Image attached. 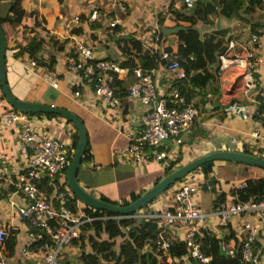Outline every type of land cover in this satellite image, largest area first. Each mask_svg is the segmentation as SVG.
Listing matches in <instances>:
<instances>
[{
	"label": "crops",
	"instance_id": "1",
	"mask_svg": "<svg viewBox=\"0 0 264 264\" xmlns=\"http://www.w3.org/2000/svg\"><path fill=\"white\" fill-rule=\"evenodd\" d=\"M117 4H122L123 8H117ZM182 4V0H0V16L6 14L11 7V15L19 19L15 25L5 22L8 31L6 45L10 46L16 40L24 42L32 35L41 40L36 52L39 58L37 62L28 53L16 57L9 54L6 57L4 70L9 90L20 99L46 101L54 106L65 107L82 119L87 141L76 169V178L94 196L122 204L160 178L167 162L177 159L176 164H182L211 150L229 147L230 138L237 140L232 149H247L264 156V106L260 103L264 91L262 6H250L247 11L241 9L238 15L228 17L213 12L208 15L209 22H199V37L201 33H212L215 40L224 44V54L228 57H243L250 52L252 66L243 72L233 63L219 68L216 59L209 64L208 69L215 73L216 80L205 84L203 90L198 87L199 81L195 77H188L182 82L190 92L189 101L197 109V115L181 144H174L170 140L162 141L166 154L159 161L152 159L149 150L148 157L140 162H133L123 151L129 142L128 134L140 130L141 116L147 108L140 100L127 94V87L134 79L131 72L122 71L113 78L117 81V102L110 105L93 94L91 84L80 73L66 68L68 57L72 53L69 38L72 32L75 38L92 47L96 57L144 68L139 63L144 56L143 52L160 53L168 45L175 50L177 31L165 34L161 32L160 26H174L175 20H180V16L175 14L187 12ZM91 8L100 10L103 17L94 21L85 20ZM73 16H77V22L72 20ZM112 17L118 18L113 32L107 25ZM159 20L162 21L161 24L158 23ZM116 30L136 39L140 50L135 52L134 47L130 48V42L121 41L128 38H117L119 35L115 34ZM122 46L126 51L122 50ZM51 58L53 65L49 68L47 63ZM160 61L163 62L161 59ZM157 65L158 62L149 67L153 68L152 82L157 93L166 96L167 89L175 87L172 85L174 79L169 78ZM47 73L55 76L56 87L44 80L43 76ZM211 84L215 86L217 93H211ZM74 89L79 92L76 97L72 95ZM4 103L5 100L0 99V117L3 109H6ZM34 122L40 132L65 140L73 151L75 145L72 146V133L75 127L65 117L34 114ZM254 129L257 136L251 134ZM16 140V130L0 124V195L2 189L6 193V196L0 198V225L6 227L12 245L7 254L2 251L3 247L0 248V254L11 264H23L27 259L23 246L27 242L28 231H33V227L19 213V208L26 203L25 195L8 182L16 174L26 171L24 157ZM250 172L253 175L264 174V168L256 167ZM210 173L214 175L213 168ZM214 178L211 190H207L203 183L201 190L208 191L212 198L218 191L227 194L230 186L226 190L221 184L220 188H216L220 181L215 175ZM171 187L162 190L137 211L154 212L172 208L174 201ZM78 201H73L74 210L75 205L82 206ZM83 209L92 215L91 210ZM113 216L114 214H102L95 217L104 219ZM142 218L135 217L136 220ZM152 222L155 228L161 224L160 219ZM127 228L128 225L120 227V232L112 238L114 249L126 236ZM90 237L103 239L107 238V234L104 230L95 234L91 225L80 227L78 236L63 245L60 264H84L83 254L91 251ZM147 241L143 242L140 251L150 247ZM32 246L31 244L28 248ZM183 262L195 264L187 260ZM259 264H264V260L260 259Z\"/></svg>",
	"mask_w": 264,
	"mask_h": 264
},
{
	"label": "built area",
	"instance_id": "2",
	"mask_svg": "<svg viewBox=\"0 0 264 264\" xmlns=\"http://www.w3.org/2000/svg\"><path fill=\"white\" fill-rule=\"evenodd\" d=\"M194 1L182 0L184 9L189 10ZM262 4L264 9V0ZM117 6L123 8L122 4ZM103 15L100 10L91 8L85 20H99ZM72 20L77 22V16H73ZM117 24V17H112L107 22L111 32ZM115 34L122 35V31L116 30ZM69 38L72 42V53L68 57L66 68L80 73L89 81L93 94L100 101L110 105L115 104L117 97L111 86L113 78L118 73L128 70L133 75L134 79L127 87V94L137 98L147 107L141 116L140 130L128 134L129 142L123 148L133 162L146 159L148 150L153 160H160L166 154L165 148L160 147L162 141L170 140L177 144L190 132L197 109L190 102H184L175 87L167 89L166 96L158 94L152 82L153 68L144 69L137 65L122 66L111 59L98 58L92 47L75 38L73 32L70 33ZM250 56H252L250 52L243 57H228L220 53L217 58L218 67L224 68L229 63H233L242 72L248 71L252 66ZM165 58L168 59L158 62V68L169 78L182 76L183 71L176 59L169 58L168 52L163 50L160 52V59ZM43 77L50 86H57L52 73H47ZM78 94V90L72 91L73 97ZM168 101L170 105L167 104ZM261 103L264 104V91ZM4 104L6 109H3L0 124L16 130V144L22 152L26 167L25 172L8 179L15 189L22 190L25 195L26 203L19 208V213L25 222L33 227V231H28L27 242L23 246V253L27 256L23 264H60L63 245L78 236L81 224L95 217L85 212L83 208L86 209V205L78 199L76 200L82 206L75 205V210L67 202V196H72V193L69 189L66 190L63 175L72 149L65 140L47 132H40L34 122V114ZM251 134L257 136V131L251 130ZM236 144L235 138L229 139V147L234 148L233 145ZM202 179L203 175L200 171H189L171 185L174 201L172 208L154 212L136 211L131 216L143 217L151 221L161 220V224L157 226L159 233L154 242L163 251L166 262H171L174 257L167 252L168 241L160 232L168 230L183 242L186 259L207 263L213 253L203 252L201 237L209 228L218 237V253L220 250L224 255L232 256L239 248L242 260L259 264L260 259L264 260V195L259 199H237L227 193L214 205L209 206V209H205L200 205L199 199ZM245 185L244 179H239L233 187L243 188ZM205 188L211 190L212 185L205 183ZM229 232L230 234L226 236L225 234ZM7 235L6 227L0 225V248ZM31 244L33 246L29 249L28 246ZM0 264L11 263L0 254Z\"/></svg>",
	"mask_w": 264,
	"mask_h": 264
},
{
	"label": "trees",
	"instance_id": "3",
	"mask_svg": "<svg viewBox=\"0 0 264 264\" xmlns=\"http://www.w3.org/2000/svg\"><path fill=\"white\" fill-rule=\"evenodd\" d=\"M17 1L18 0H14ZM183 5V4H182ZM184 6V5H183ZM262 6V0H195L194 4L187 12L176 13L175 15L180 16V20H175L173 25L178 23L188 27L184 30H178L176 35V46L175 50L168 45L164 49L168 52L169 58L176 59L178 66L182 69L183 75L175 78L172 81V85L175 86L178 93L183 97L184 102H190L193 106L194 104L189 101L190 92L187 87L182 83L184 80H187L191 77L197 78L199 81L198 87L200 90H203L204 85L216 80L215 73L209 71V64L216 61L220 53H224L225 46L218 39L215 40L213 34H200L191 28L192 26H197L199 22L207 23L209 22V14L215 12L223 16L238 15L241 9L247 11L248 7ZM11 7L8 9L6 14L0 16V23L4 31L5 37H8V31L5 26V22L10 25H15L19 19L11 15ZM159 24L162 23L161 20L158 21ZM172 26V25H171ZM123 42H130V48L134 47L135 52L140 50L139 42L133 37L128 39L121 40ZM41 40L36 36L32 35L27 38L24 42H19L18 40L14 41L12 45H5V56H4V66L6 57L11 54L13 57L19 56L22 53H28L30 57L39 61L37 57V50L40 47ZM122 50L126 51V48L122 46ZM144 56L140 59V65L144 68L153 67L157 62L160 61V53L157 52H143ZM168 58L163 59V61ZM121 65L133 66L125 62H120ZM53 65V58H51L47 66L50 68ZM200 71V72H199ZM195 82V81H193ZM115 83L117 81L114 79L111 82L112 91L115 94ZM91 84V83H90ZM194 85V84H192ZM213 84L210 85L211 93H217ZM209 95V94H208ZM169 98V95L167 99ZM0 99L4 100V97L0 91ZM42 103L50 104L49 102L42 101ZM261 103V102H260ZM168 105L171 103L168 101ZM56 106V105H55ZM264 106V104H263ZM62 107V106H58ZM195 107V106H194ZM65 108V107H64ZM28 114H43L49 117L60 116L55 113H44V112H27ZM197 115V114H196ZM68 120V119H66ZM69 121V120H68ZM70 122V121H69ZM74 128V127H73ZM77 133L76 129L72 133V146L76 144ZM181 142L177 144H181ZM160 147H165L162 145ZM241 151L251 153L247 149H242ZM71 153L68 155V159H71ZM84 153V152H83ZM257 154V153H256ZM260 155V154H258ZM164 158V157H163ZM162 159V158H161ZM160 159V160H161ZM159 161V160H158ZM177 159L167 162L163 167V174L169 172L171 169L176 167L179 164H176ZM212 161H205L199 166L192 169V171H200L203 175L201 183L205 185L206 181L211 182L215 181L214 175L210 172L212 171ZM243 166H253L250 164H243ZM256 168V166H253ZM263 169V168H262ZM191 171V170H190ZM183 177V176H182ZM181 178V177H180ZM179 178V179H180ZM179 179L175 180L172 184L177 182ZM246 182L245 187L236 188L231 185L227 193L235 196L237 199H246L254 198L259 199L264 195V175L262 174H249L244 178ZM206 180V181H205ZM212 185V184H211ZM168 186V187H169ZM167 187V188H168ZM213 187V186H212ZM66 190H68L66 186ZM138 193L133 196L130 200L134 199ZM224 196L223 191H218L214 193V197L210 199L211 205H214L218 200L222 199ZM77 198L72 194V196H67V202L69 205L74 208L73 200ZM130 200H125L122 203H127ZM141 208V207H140ZM86 209L91 210L92 215L100 216L102 214H114L115 212L97 209L86 206ZM137 211V210H136ZM134 211V212H136ZM134 212L128 215H118V217H107L104 219L94 217L92 220L83 223L80 227L92 226L95 234H99L100 231L104 230L107 234V238L99 239L90 237V248L91 251L83 254L82 261L84 264H106L105 262H110V264H184V260L191 261L195 264H253L252 262H247L242 260L240 249H236L232 256L223 255L217 252V240L218 237L211 229H206L203 236L201 237V249L204 253L208 254L213 253V256L207 263H201L194 259H186L185 256V246L182 241L178 240L173 236L168 230H164L161 233L162 237L167 239L168 247L167 252L174 257L171 262L164 261L163 251L157 247L154 239L157 237L159 230L155 228L154 223L149 219H140L136 220L135 217L131 216ZM128 225L125 233L126 236L119 242L116 249L113 248L114 239H112L116 234L120 232V227ZM222 226V225H221ZM229 233H226L227 236ZM224 235V236H225ZM9 235L6 236L3 242L2 251H5L6 254L11 251L12 245L10 244ZM148 240V241H147ZM144 241H147L149 248L140 251V248ZM109 264V263H108Z\"/></svg>",
	"mask_w": 264,
	"mask_h": 264
},
{
	"label": "water",
	"instance_id": "4",
	"mask_svg": "<svg viewBox=\"0 0 264 264\" xmlns=\"http://www.w3.org/2000/svg\"><path fill=\"white\" fill-rule=\"evenodd\" d=\"M188 27L184 25H174V26H160L161 32L168 34L173 33L178 30H184ZM198 33L200 30L197 26H192ZM117 38H130L128 34H122L116 36ZM5 35L0 23V91L4 97V100L11 107L25 111V112H44V113H55L68 119L76 129L77 141L72 151V156L64 170V180L66 186L71 191V193L83 202L85 205L104 209L115 212L119 215L130 214L140 207L144 206L147 202L151 201L156 195H158L162 190L167 188L175 180L182 177L184 174L199 166L205 161L212 159H222L234 162H240L243 164H250L256 167L264 168V156L255 153H248L241 150L232 149L231 147L224 146V148L211 150L200 156L193 158L185 163L179 164L169 172L163 174L160 178L154 181L149 187L145 188L140 192L134 199L127 203L117 204L97 196H94L88 192L84 187L78 182L76 178V169L79 160L83 154L84 148L86 146L87 136L86 129L82 119L76 115L74 112L64 108L58 107L42 102L24 100L15 97L9 90L4 70V56H5ZM1 196H6L5 190H1ZM220 254L224 253L219 250Z\"/></svg>",
	"mask_w": 264,
	"mask_h": 264
},
{
	"label": "rangeland",
	"instance_id": "5",
	"mask_svg": "<svg viewBox=\"0 0 264 264\" xmlns=\"http://www.w3.org/2000/svg\"><path fill=\"white\" fill-rule=\"evenodd\" d=\"M211 167L214 169L215 177L219 179L220 183L216 185V188H220V184L225 190L235 184L239 179L244 178L249 175L250 170H255L253 166H243V163L222 160V159H212ZM264 175V174H262ZM170 187V186H169ZM211 195L206 190H201L199 192L200 205L207 209L210 205Z\"/></svg>",
	"mask_w": 264,
	"mask_h": 264
},
{
	"label": "clouds",
	"instance_id": "6",
	"mask_svg": "<svg viewBox=\"0 0 264 264\" xmlns=\"http://www.w3.org/2000/svg\"><path fill=\"white\" fill-rule=\"evenodd\" d=\"M71 156H72V154H71ZM69 163V162H68ZM67 166V165H66ZM66 168V167H65ZM65 168H64V170H65ZM64 176V175H63ZM64 182H65V180H64ZM66 184V183H65ZM68 188V187H67ZM71 192V191H70ZM79 200V199H78ZM87 206V205H86Z\"/></svg>",
	"mask_w": 264,
	"mask_h": 264
}]
</instances>
